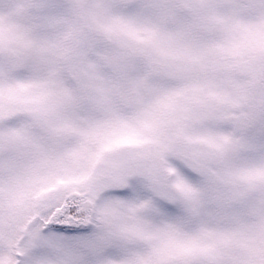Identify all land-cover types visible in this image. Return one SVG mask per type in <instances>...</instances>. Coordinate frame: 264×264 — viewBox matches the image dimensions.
Masks as SVG:
<instances>
[{"label": "snow or ice", "instance_id": "snow-or-ice-1", "mask_svg": "<svg viewBox=\"0 0 264 264\" xmlns=\"http://www.w3.org/2000/svg\"><path fill=\"white\" fill-rule=\"evenodd\" d=\"M0 264H264V0H0Z\"/></svg>", "mask_w": 264, "mask_h": 264}]
</instances>
